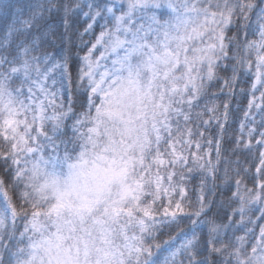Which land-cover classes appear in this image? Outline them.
Masks as SVG:
<instances>
[{"label":"snow or ice","instance_id":"obj_1","mask_svg":"<svg viewBox=\"0 0 264 264\" xmlns=\"http://www.w3.org/2000/svg\"><path fill=\"white\" fill-rule=\"evenodd\" d=\"M61 11L66 33L71 15L91 21L85 32L103 21L75 78L69 58L48 51L70 42L47 29L46 14ZM0 28V264H157V233L183 231L185 219L191 236L172 264H208L202 249L219 264H264V225L228 237L233 217L202 219L203 187L193 210L182 183L190 161L217 179L210 159L200 163L210 155L201 139L214 123L219 163L229 105L218 116L204 97L215 82L230 96L248 83L233 151L259 146V161L253 188L238 171L232 195L240 224L253 205L264 220V0H0ZM74 88L85 97L79 112Z\"/></svg>","mask_w":264,"mask_h":264},{"label":"trees","instance_id":"obj_2","mask_svg":"<svg viewBox=\"0 0 264 264\" xmlns=\"http://www.w3.org/2000/svg\"><path fill=\"white\" fill-rule=\"evenodd\" d=\"M12 2L34 6L40 3L41 0H12ZM77 2L86 5L87 3H99L101 0H64V3H67L70 6H74ZM87 10L88 9L85 6L83 11ZM63 16L64 14L62 11L51 15L46 14L47 29L49 32H55L57 35L66 33ZM21 18H28L27 10H25ZM68 19L70 28L67 31L66 36L70 38V42L68 39L63 41L56 40L54 47L49 48L48 51L57 58L67 56L69 58L70 70L72 71L73 78H75L77 67L80 64V57L85 54L87 47L90 46V42L94 41L95 36L99 34L100 26L103 21H98L93 25L92 30L85 32L88 23L91 21L82 13L71 15ZM255 25H257L256 18L255 15H253L251 20L252 28H254ZM81 33H83L82 37ZM5 38L6 31L3 28H0V43L4 42ZM220 75L226 77L230 76L231 73H224L221 71ZM241 87L244 89V92L247 93L249 84H239L235 90V94L230 96L228 95L227 88H223V91H221L222 84L220 82H215L211 91L204 97V102L208 107L215 106L217 108L216 115L218 116L224 111L223 105L225 103H228L229 105L225 132L220 139L221 156L219 163H217L216 155V140L219 138V129L214 123L211 124L206 131L201 128V130L204 131V137L201 139L200 154L204 155L205 153H209L210 155H204V160L200 161V163L207 166V161L210 159L212 164L216 166L218 170L215 173L217 177L215 183H213L210 178L203 179L208 175L207 171L199 169L196 165H193L191 161L189 162V167H191L193 171L188 172L185 170V179L182 181L186 190L185 201L187 202V207H190L193 210L197 206V199L201 195V188L203 187V194L206 198V203L210 205V208L208 210V216L202 217V219L220 223L226 222L225 218L227 216L233 217V226L227 232V236L233 237V239L235 236H243L246 234V228L244 225H247L248 228H254L257 235L259 233L258 225H264V220L258 219V217H260V212L256 211V208L258 207L257 205L251 206V211L246 209L247 214L244 217L243 225L240 224V216L239 213L236 212L239 208V201L232 195L236 190L234 181L237 178L238 171L243 178V184L248 188H253L252 176L255 175V167L259 161V152L257 151L259 146H255L252 153L239 149L233 151L234 141L236 137L240 135V124L244 121V109L247 107V98L240 92ZM84 99L83 92H77L74 88L73 104L75 111H81V104L84 102ZM201 107L203 108V104ZM204 118H208L207 114ZM222 118L223 117L221 116V119ZM208 139H212L213 142L211 145L207 143ZM237 161H239L238 165L236 163ZM245 168L248 169L247 172L244 171ZM225 169H227V176H225ZM243 190L242 187L241 191ZM249 218L253 221L252 224L248 223ZM17 224L22 230V222L17 221ZM192 227L193 226L185 219L182 224L183 231L175 227L161 228V231L157 233V242L160 244V248L153 249V258L157 261V264H165L166 257L169 258L168 264H172L170 258L171 251L179 248L187 238H190L191 233L189 232V229ZM196 231L198 234L206 237L208 228L207 226H199L196 228ZM185 233H187V236ZM248 237L251 238V233H248ZM222 238H224L223 230ZM165 241H167V243H165ZM205 257L208 259V264H219V261L223 259V257L219 255L210 254L202 249L201 256L197 259H204Z\"/></svg>","mask_w":264,"mask_h":264},{"label":"rangeland","instance_id":"obj_3","mask_svg":"<svg viewBox=\"0 0 264 264\" xmlns=\"http://www.w3.org/2000/svg\"><path fill=\"white\" fill-rule=\"evenodd\" d=\"M256 28H257V25H255L253 29H256ZM252 38H255V37H252Z\"/></svg>","mask_w":264,"mask_h":264}]
</instances>
